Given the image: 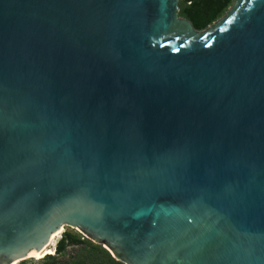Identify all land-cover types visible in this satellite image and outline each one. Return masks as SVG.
Segmentation results:
<instances>
[{"label":"water","instance_id":"95a60500","mask_svg":"<svg viewBox=\"0 0 264 264\" xmlns=\"http://www.w3.org/2000/svg\"><path fill=\"white\" fill-rule=\"evenodd\" d=\"M178 2L0 0V264H264V0Z\"/></svg>","mask_w":264,"mask_h":264},{"label":"trees","instance_id":"16d2710c","mask_svg":"<svg viewBox=\"0 0 264 264\" xmlns=\"http://www.w3.org/2000/svg\"><path fill=\"white\" fill-rule=\"evenodd\" d=\"M234 0H179L178 13L188 21L194 29L202 30L213 21L220 18ZM71 246H79L76 252L68 259H64ZM17 264H125L118 258V253L113 256L103 247L101 242L63 231L57 240L54 253L45 254L38 262L29 263L22 260Z\"/></svg>","mask_w":264,"mask_h":264},{"label":"rangeland","instance_id":"374dc122","mask_svg":"<svg viewBox=\"0 0 264 264\" xmlns=\"http://www.w3.org/2000/svg\"><path fill=\"white\" fill-rule=\"evenodd\" d=\"M232 5V4H231ZM230 5V6H231ZM229 6V7H230ZM65 230H67V231H70V232H72V233H74V234H76V235H78V236H80L81 238H85V237H87V238H89L88 236H86L83 232H81L77 227H74V226H69V225H63V230H62V232L63 231H65ZM61 232V233H62ZM60 236V235H59ZM59 236L58 237H56L55 239V242H54V244L51 246L52 248H53V251H52V253H54V247H55V244H56V242H57V240L59 239ZM94 241V240H93ZM79 248V246H71V247H69L68 248V250H67V254H65L63 257H64V259H68V258H70V256L71 255H73L75 252H76V250ZM51 253V254H52ZM41 259V258H40ZM40 259H34V258H27L26 259V261L27 262H29V263H36V262H38ZM20 262V261H19ZM18 263V262H17ZM16 263V264H17Z\"/></svg>","mask_w":264,"mask_h":264},{"label":"bare ground","instance_id":"6f19581e","mask_svg":"<svg viewBox=\"0 0 264 264\" xmlns=\"http://www.w3.org/2000/svg\"><path fill=\"white\" fill-rule=\"evenodd\" d=\"M62 230H63V225H61V228L59 230H57V231H55V232H53V233L50 234L49 240H48L47 244L42 248L40 255H29V256H27V258L40 259L45 254L52 253L53 248L51 246L54 244V242L56 240L55 238L60 235V233L62 232Z\"/></svg>","mask_w":264,"mask_h":264}]
</instances>
